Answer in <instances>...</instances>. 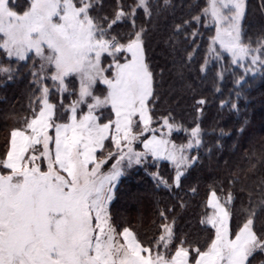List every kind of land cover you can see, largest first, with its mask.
I'll list each match as a JSON object with an SVG mask.
<instances>
[{
	"label": "snow or ice",
	"instance_id": "1",
	"mask_svg": "<svg viewBox=\"0 0 264 264\" xmlns=\"http://www.w3.org/2000/svg\"><path fill=\"white\" fill-rule=\"evenodd\" d=\"M11 3L0 0V49L18 60L34 52L44 62L41 70L45 65L54 68L50 78L58 82V91H68L65 79L70 76L78 77L79 90L78 98L65 109L70 113L68 122L57 123L49 88L42 87L39 110L33 109L24 126L10 132L8 150L0 158V168L7 170L0 172V264H250L257 251L264 253V238L254 230L253 216L234 238L230 236L231 214L225 205L232 202V196L229 193L221 203L214 190L208 199L213 215L201 221L215 229L205 250L185 247L181 241L169 255L175 234L168 223L160 225L161 234L151 248L143 246L129 227L118 232L108 206L123 174L122 161L139 164L149 153L169 159L177 169L174 182L178 187L184 175L181 169L196 159L184 154V146L177 148L155 135L143 141L145 152L132 148L143 132L155 131L150 128L148 107L153 78L144 60L143 29L132 33L127 43L109 36V31L135 10L129 14L118 8L105 27L90 15L95 0H79V6L74 0H30L23 13L13 10ZM138 7L147 12L146 0H139ZM204 11L216 23L210 51L215 53L218 43L234 63L246 59L251 49L241 42L243 0H210ZM125 53L130 58L125 56L121 63L118 57ZM105 54L112 58L107 67L102 66ZM258 60L252 57L253 64ZM10 71L0 68V72ZM33 75L44 78L39 72ZM97 82L107 86L103 98L93 94ZM82 104L88 111L78 116ZM106 106L115 119L100 123L95 113ZM134 117L143 125L139 133L133 131ZM163 126L169 131L173 128L167 117ZM191 136L187 147L201 143L199 126L191 130ZM109 139L115 151L98 159L97 152L103 151ZM114 156L116 163L103 172ZM160 215L167 219L163 212Z\"/></svg>",
	"mask_w": 264,
	"mask_h": 264
},
{
	"label": "trees",
	"instance_id": "2",
	"mask_svg": "<svg viewBox=\"0 0 264 264\" xmlns=\"http://www.w3.org/2000/svg\"><path fill=\"white\" fill-rule=\"evenodd\" d=\"M74 2L79 6V0ZM206 2L146 0L145 12L144 7H138L139 0H95L90 11L107 27L118 8L129 14L135 10L134 15L113 25L109 36L127 43L132 33L143 29L144 58L153 78V95L148 101L152 121L158 125L167 117L177 127L171 136L178 142L184 141L193 127L200 128L201 143L189 153L196 159L185 169L178 187L175 172L166 161L145 160L123 170L108 206L114 227L131 228L149 248L161 234L160 225L172 224L175 239L169 255L181 241L185 247L205 250L214 238L215 229L201 223L209 211L207 201L213 190L221 202L229 193L232 196V202L225 205L231 214L230 236L251 215L254 230L264 238V63L257 73L245 75L227 55L221 62L210 59L213 26L204 11ZM241 36L244 43L264 52V0H246ZM0 68L11 69L0 72L3 158L11 130L22 128L32 110L39 109L41 85L49 88L48 100L56 105L57 123L67 119L65 109L77 95L71 78L69 90L61 93L53 87L50 76H34V72L42 76V70L31 54L18 60L0 49ZM108 112L107 116L96 114L106 121L112 116ZM109 143L110 139L98 158L107 152ZM250 264H264V253L257 251Z\"/></svg>",
	"mask_w": 264,
	"mask_h": 264
},
{
	"label": "rangeland",
	"instance_id": "3",
	"mask_svg": "<svg viewBox=\"0 0 264 264\" xmlns=\"http://www.w3.org/2000/svg\"><path fill=\"white\" fill-rule=\"evenodd\" d=\"M243 3H244V13H245V10H246V0H243ZM206 4H207L206 5V8H209L210 0H207ZM11 6L13 7V10H15L17 13H23L24 11L28 10V8L30 7V0H12ZM206 15L208 16V18L210 20V23L213 26V32H212V37H211V42H210V46H212L213 38L216 35V23L213 20L212 16L210 15V12L209 13H206ZM243 17H244V14H243L242 18L240 19V31L241 32H242ZM241 42H242V44L244 46H247L248 48L251 49V51H250V53H249V55H248V57L246 59H243V60L239 61L238 63H234L233 62V57L231 56V54L228 53L227 51L223 50L222 48H220V46H219L218 43L214 46L215 47V50H216L215 53L210 51V59L211 58H215V60H217L218 62H221L223 55H227L228 58H229V60H230V62L232 63V65L233 66H236V67H240L243 70V72H244L245 75L257 73L259 71L260 66L264 63V52H263V49L261 47H255V48L254 47H250L249 45H247L246 43H244L242 41V36H241ZM2 51L6 54V52L4 50H2ZM45 51L47 52V49ZM217 53L219 54L218 57H217ZM29 54H31L36 59V62L38 64L39 68H40L41 67V64L44 63V62L41 61L40 58L36 57L35 54H34V52H30ZM125 56H128V58H130V54H126V53L123 54V55H120L118 57L120 59V62L121 63L124 62ZM253 56H258L259 57L258 62L255 63V64L252 63V57ZM14 58H16V57H14ZM144 60H145V58H144ZM111 63H112V58L109 57L107 54H105L102 57V66L107 67ZM49 71H50V73H49ZM41 72H42V76L45 77V78H47L48 76H51V74L54 72V68H52L49 65H45L44 69ZM106 74L110 76L111 75V72H108ZM70 78H71V80L73 79V81H74V83L72 85L75 88L76 95H77L76 96V99H77L78 98V90H79V80H78V77H76V76L67 77L65 79L66 86L69 85L68 84V79H70ZM51 83L53 84V87L58 90V82H54L51 79ZM42 87H44V85H41V88ZM67 89H68V86H67ZM93 94L96 95V96H100L101 98H103V96L107 94V86L106 85H103L100 82H97V84L93 88ZM40 96H41V93H40ZM91 102H92L91 99H89L88 100V103H91ZM85 111H88L87 105L86 104L80 105V108H79V111H78V115L81 114L80 112H85ZM106 111H110V106H106L104 108H101V109L97 110V113L98 114H102V115L105 113L104 116H107L109 114V112L106 113ZM68 115H69V113H68ZM134 120L137 121V124L134 127L133 131L136 132V133H139V132L142 131L143 125L138 122V117H134ZM163 121H164V118L161 119V121H160V123L158 125H155V122L152 121V124L150 125V128L151 129H154L155 131L154 132L153 131L143 132V134L139 137V139H137L136 141L133 142V144H132L133 150L135 152H141V153L145 152V148H144L143 141L144 140H147V139H151L152 136L155 135L158 139L168 140L170 142V145L174 144V145L177 146V148H179L180 146H184L185 147V153L184 154L191 159L192 157L189 156V153L197 145L194 144L193 147H187V145L189 144L190 141L193 140V138L191 136V130L193 128L197 127V126L193 127L189 131V135H188V137L184 141L178 142V141L173 140V138L171 136L173 130H175L177 127H175L172 124L173 125V128H172L171 131H169V129L167 127L163 126ZM105 149H106L107 152L106 153H103L101 155V157L98 158V159H103L104 157L107 156V154L109 152L115 151V147H114V145L112 143H109L108 144V147L105 148ZM116 159H117V157L114 156L113 158H111L110 160H108L107 164H105L102 167V171L105 172V173H107L112 168V165L114 163H116ZM145 160H148V162H158V161H161V160L166 161L173 168V170L175 172V176L177 174L176 166H175V164L171 160L166 159V158H163V157H153L150 153L147 154L146 156L142 157L141 158V162L139 164L132 163L131 165H129L127 160L122 161L121 162L122 173H123V170H125V169L134 167L136 165L139 166V165L143 164V162H145ZM45 168H46V165H45ZM186 168H182L181 171L184 172ZM0 172H5L6 173L7 170H5L3 168H0ZM210 195H209V197H210ZM209 197H208V199H209ZM221 203H223V201ZM208 207H209V211H208V213L206 215L205 220L207 219V217L213 215V212H214V210H213V208L211 206L208 205ZM123 228H124V226L123 227L116 226V229H117L118 232L121 231Z\"/></svg>",
	"mask_w": 264,
	"mask_h": 264
},
{
	"label": "crops",
	"instance_id": "4",
	"mask_svg": "<svg viewBox=\"0 0 264 264\" xmlns=\"http://www.w3.org/2000/svg\"><path fill=\"white\" fill-rule=\"evenodd\" d=\"M110 111H111V113H112V116H111V119L110 120H114L115 119V117H114V113L112 112V110H111V107H110ZM87 112V111H86ZM86 112H84V113H81L80 115H83V114H85ZM96 114V113H95ZM69 115H70V113H69ZM69 115L67 116V119L65 120V121H63V122H60V123H66V122H68V117H69ZM97 115V114H96ZM79 116V115H78ZM98 116V115H97ZM99 117V116H98ZM109 120H106V121H103V120H99V122L100 123H106V122H108ZM52 134L54 135V132H52ZM10 141V140H9ZM106 142V141H105ZM99 152L100 151H98L97 152V158H98V154H99ZM234 236H235V234L233 235V236H231L232 238H234Z\"/></svg>",
	"mask_w": 264,
	"mask_h": 264
}]
</instances>
